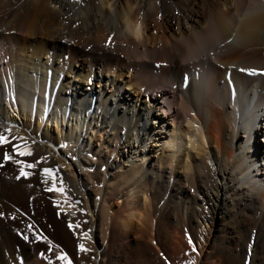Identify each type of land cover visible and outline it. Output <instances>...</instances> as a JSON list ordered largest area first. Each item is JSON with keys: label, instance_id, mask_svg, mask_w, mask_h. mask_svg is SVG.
Returning a JSON list of instances; mask_svg holds the SVG:
<instances>
[{"label": "bare ground", "instance_id": "6f19581e", "mask_svg": "<svg viewBox=\"0 0 264 264\" xmlns=\"http://www.w3.org/2000/svg\"><path fill=\"white\" fill-rule=\"evenodd\" d=\"M251 69L264 70V0H0V131L12 129L0 147V264H30V250L15 248L24 230L47 237L39 248L55 264H108L98 233L113 251L114 219L123 239L147 227L169 245L163 262L125 243L126 264H197L206 245L174 219L186 205L203 224L242 213L244 247L224 263L264 264V76ZM235 90L256 97L240 119ZM112 140L130 149L116 156L127 167L105 153ZM16 143L33 150L18 161L44 160L26 178L4 160ZM152 152L169 176L154 179ZM179 169L197 177L185 176L201 194L192 205L171 182ZM120 171L124 188L110 192Z\"/></svg>", "mask_w": 264, "mask_h": 264}, {"label": "rangeland", "instance_id": "374dc122", "mask_svg": "<svg viewBox=\"0 0 264 264\" xmlns=\"http://www.w3.org/2000/svg\"><path fill=\"white\" fill-rule=\"evenodd\" d=\"M183 24H185L184 26H188V24L186 23L185 20L183 21ZM178 26L179 25L177 23L174 24V28H177ZM66 58L68 59L69 56L67 55ZM97 89H99V87ZM106 120H108V119H106ZM163 126L164 125H163L162 121H160V123L157 124L158 131H157V135H156L155 139H156L158 144L161 143L164 140V137L166 136V135L162 134L163 133V131H162ZM170 126H171V123L169 121H167L165 130L167 131ZM91 136L92 135H90V137ZM106 136H109V133ZM92 143L95 144L94 139L92 140ZM110 143L108 144L109 148H108V146L105 148V153H107L109 155L110 159L117 158L116 156L118 155V153L121 150H124L125 154H129L128 152L130 149L127 147H123L124 144L122 141L118 144L119 145L118 148L117 147L115 148V144H116L115 141L112 140V141H110ZM101 144L102 143H99L96 145H97V147H100ZM154 144H155V142H154ZM157 146H156V148H157ZM105 153H103L102 155L105 156ZM132 153H133L132 155H135L136 151L133 150ZM124 158H126V156H123L122 158H120L118 156L117 162H118V164L121 163V165L127 167V163L125 161L126 159H124ZM137 160H138L137 157L133 158V161H137ZM149 161H150V167L157 169V173H155L154 179H158V173H160V174L164 173L165 175H168V176L171 173V171H170L171 169H169V168H166L164 171V166L161 165V161H159V158L155 153L152 152L149 155ZM103 163H105V162H103ZM96 166H98V168H99L98 164H96ZM2 167H3V164L1 163L0 169H2ZM119 167H120V165L117 167V171L120 169ZM101 168H103V170H105V165L101 166ZM121 174H122L121 177H118L116 181H112L113 189L110 190V192L114 193V191L122 190L124 188V186L123 185L121 186V184L124 183L123 175L125 173L121 172ZM185 176H187V178L189 180H193L194 182L198 181L197 177L195 175L189 174L186 171L179 169L178 171L173 173V175L171 177V182H172V184L177 182V185H179V186L181 185L182 187L183 186L187 187L188 192H187V195L185 196V202L189 205H192V198H194L195 196H197L198 198H201V194L196 193V189L193 187L192 184L190 185L188 183H184L186 180ZM118 180H120V181H118ZM120 182H122V183H120ZM90 186H91L90 188H94V183H90ZM185 207H186L185 209L180 211V213H181V214L179 213L180 215L174 216V219L177 220L179 223L183 224L184 226L185 225L186 226L193 225V231L195 233V237L197 238L196 242L199 241L200 243H203L204 245H206L203 252L199 251V247H198V254H199L198 258L199 259H198L197 264H225L224 262H226V260L229 259V257L232 255L234 250H236V247L238 245H239V249L237 250L238 252L241 251V249H242L241 247H244V241H243L244 239L242 238L243 231L246 230V232H247V229L250 228V225L246 226V228H245V226L243 227L244 223L247 220L245 217H243L242 213L235 212V219L237 222L234 220V216H233L234 212L231 211L232 214H229V213L227 215L224 214V218L222 220L220 218H218L217 223L216 222H214V223L213 222H207L206 224H203L201 221L198 223L197 219H195L194 216H193L194 218L192 216H190V210L189 211L187 210V205ZM168 210L170 211V207L168 208ZM90 219L92 220V217H91V215H88V218H86L85 220L80 219V221L82 223H84V225H89L88 223H89ZM114 220H115L114 222L111 221L112 223H110L111 225H110V227L108 226L109 229L107 230V234H108L107 235V237H108L107 241H110V244L114 243V244H112L113 245L112 247H114V248H113V251H110L111 253L108 252L109 248H108L107 244L102 243V235H100V233H98L99 234V243L103 244V247L105 246L104 248H106L105 252L107 251V253L110 254V255L108 254V256L105 254V256L107 257L106 259H104L105 256H103V259L105 260L104 262L107 261L108 264H126L125 256H122L121 253L119 254L118 251H119L120 246H123V244H125V243L129 244L128 242H130L129 245H131V247L132 246H133V248L136 247L134 249L136 250L137 256L140 254L144 255L142 250L145 249L144 251L147 254H150L151 259L160 257V258H158L159 260L161 259L162 261L163 260L165 261V256H163L164 254H162L163 252L161 249H163V247H165V248L167 247L168 249L167 248L166 249L168 251L169 245L167 243L163 244V246H159L160 244H158V242L155 241V238L154 239L152 238V236L148 232V229H145L147 227H144V232L146 230L145 234H144V232L142 233L143 235L141 233L132 234L131 236H129V239H127V240L123 239V237H124L123 232L126 231V229L121 227V225L118 223V221L116 219H114ZM220 220H221V222H220ZM238 225H239L240 229H238ZM14 228H15V226H14ZM153 228H154L153 230H155V225L153 226ZM255 228H254L255 232L260 231L259 225H256ZM127 232H130V231H127ZM23 233H25V234H23ZM23 233L19 236V240L21 241V244L17 245L15 248H16V250H21V249H23V247H27L30 250V252L34 256L31 259L32 262L30 261V264H55L54 263L55 261L48 260V259H46L45 256H41V252L44 253V251H42V249L39 248V247H41V240L45 241V238L47 239V237H44L43 234H41L39 236L40 237L39 239L36 238L35 236H32V235L29 236L30 233L28 230H24ZM25 236L28 237L27 240L24 238ZM109 237H111L112 239H110ZM138 238H139V240H138ZM138 244H140V246ZM137 247L140 250L141 249L142 250L140 251ZM149 252H151V253H149ZM37 253H39V254H37ZM168 253L166 252V254L169 256ZM207 253H208V255L206 256ZM44 258H45V260H44ZM138 258H139V256H138ZM108 260H109V262H108ZM71 264H79V263L74 259V261H72ZM188 264H194V261L192 259H190Z\"/></svg>", "mask_w": 264, "mask_h": 264}, {"label": "snow or ice", "instance_id": "6c2138e0", "mask_svg": "<svg viewBox=\"0 0 264 264\" xmlns=\"http://www.w3.org/2000/svg\"><path fill=\"white\" fill-rule=\"evenodd\" d=\"M137 32H139V28H137ZM240 71H245V69L241 68L239 69ZM249 74L252 76H256L259 75L260 73H258L255 69H251L248 70ZM5 132H7V135H5ZM12 136V129H6L3 131H0V147L5 146L7 144L12 143V141L9 139V137ZM12 152L14 153V155H9V153L6 151L5 155H4V160L5 161H11L13 163H20L23 166L20 168V175H18L16 177V179H20L21 176L23 177H28L30 172L28 170L30 169H35L40 163H43L44 160L43 158L39 161H36L35 163H23L22 161H18L15 157H19V156H31L33 155V150L30 144L27 143H16L12 145ZM43 173L47 174L48 176H54L55 172L57 171V169H53V168H43ZM53 190H59V191H63L62 188L60 189H55V188H49L48 191H53ZM71 226V225H70ZM29 228L31 229V225H29ZM26 240L28 239L27 236L24 237ZM39 238V237H37ZM81 250L83 251H88V249L84 248V245H80ZM41 256H44V253H41ZM58 259L60 260H65L66 257L61 255L60 257H58Z\"/></svg>", "mask_w": 264, "mask_h": 264}]
</instances>
